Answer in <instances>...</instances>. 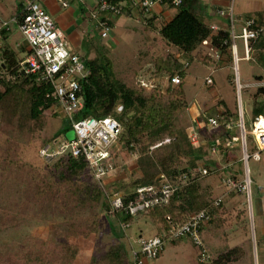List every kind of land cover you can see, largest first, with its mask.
I'll return each mask as SVG.
<instances>
[{"label": "trees", "instance_id": "16d2710c", "mask_svg": "<svg viewBox=\"0 0 264 264\" xmlns=\"http://www.w3.org/2000/svg\"><path fill=\"white\" fill-rule=\"evenodd\" d=\"M101 1L97 0L96 3ZM104 1L118 5L119 12L114 17L131 15L130 8L121 4L124 0ZM20 8L21 4H16L14 14ZM176 8V13L158 29L153 17H146L140 11L142 23L131 29L139 41L138 57L127 69L128 73L134 75V85H127L119 78L118 71L115 73L112 70L111 61L106 55L86 58L78 54L88 74L79 80L83 105L76 117L110 116L118 121L121 131L114 147L109 149L114 164V157L122 147L139 151L136 158L139 175L125 185L124 189L131 188L125 192L118 190L113 183L97 181L81 158L59 156L47 169L38 165L39 149L47 143L54 144L69 138L71 126L54 102L45 96L47 86L19 69L23 57L20 54L27 49L24 46H20L19 50L13 49L7 40L8 30L0 28V161L5 165L3 182L7 196L12 198L15 192L24 204L22 210L14 211L24 210L25 214L34 217H37V213L50 216L54 211L65 215L70 209L68 192L72 189L76 191L73 193L76 195L75 202L82 201L83 196L88 194L92 196L94 205L102 198L106 203L102 187L108 193H121L126 201L135 186L155 182L159 175H163L166 181L177 186L166 205L146 209L135 216L118 215L114 219L130 223L135 218L145 216L159 234L168 231L166 215L176 225L185 222L191 213L208 209L211 219L207 229L217 230L220 227L222 230V208L208 205L210 195L200 186V179L204 177L199 171L203 168V163H199L204 156L202 144L193 146L187 134L177 128V117L186 106L181 80L185 69L175 70L174 65L180 55L196 57L198 52L194 51L202 46L203 40H207L210 49L224 50L229 46V35L227 30L222 29L212 33L208 24L200 19L208 16L211 8L215 9L206 0H181ZM245 15L253 17L261 29L257 37L250 41L252 61L249 60L264 66V7L251 16ZM112 25L113 21L110 20V27ZM155 47L173 48L174 62L164 66V61L154 53ZM183 64L187 66L188 62ZM175 75L179 77L178 83L171 82ZM259 95L263 96L261 100L256 99ZM251 114L250 120L256 116L264 117V87L256 88L253 93ZM213 129L225 138L238 134L235 125L227 129L222 122ZM164 139L167 141L163 142ZM156 142L160 144L149 151V146ZM212 144L220 145L216 137L208 139V145ZM182 160L185 162L183 167L180 165ZM155 167L159 168V173L154 177L150 173ZM86 175L89 177L85 178ZM33 200L38 204L37 213L33 210ZM104 208L108 209L107 204ZM93 222L90 227L95 231L97 225H92ZM200 235L209 254V264H235L243 259L245 250L242 243L211 250L205 244L202 228ZM128 248L122 242L113 244L100 256H92L88 264H129Z\"/></svg>", "mask_w": 264, "mask_h": 264}, {"label": "rangeland", "instance_id": "374dc122", "mask_svg": "<svg viewBox=\"0 0 264 264\" xmlns=\"http://www.w3.org/2000/svg\"><path fill=\"white\" fill-rule=\"evenodd\" d=\"M263 7L264 0H234L233 2L235 18L246 17L245 14L251 16L262 10ZM176 11V7H168L167 14L163 13L157 17L156 29L170 19ZM79 16L82 19V24L77 28L71 26L66 29L62 28L51 16L56 26L61 27L69 49L86 58L91 55H106L111 61L112 70L115 73L118 71L119 78L127 85H134V75L128 73L127 69L131 62L138 57L139 41L135 42L131 30L138 24L125 15L119 16L115 18L107 35L102 37L93 20L87 21L80 13ZM200 19L206 23L212 21L223 26L227 24L224 18L211 12L208 16ZM10 27L11 34L8 43L17 50L16 43L23 44L24 39L14 24H10ZM234 28L235 33L240 32L236 21ZM235 46L238 57L237 73L233 69L230 45L224 50L210 49L208 46L202 45L194 51V53L197 51L199 56L180 55V58L176 60L174 69H185V75L181 80L183 101L186 104L177 117V128L186 134L190 126H193L197 132L199 131L198 140L202 144L201 149L204 155L199 163H203L201 167L208 170V174L201 177L200 186L210 195L208 205L215 206L213 202L217 198L221 199L219 203L221 205L217 206L220 210L222 208L223 224L221 226L226 229L228 240L232 238V242L228 244L239 243V240L234 241L236 227L244 223L248 230L251 221L253 227L250 232L251 241L253 240L257 244L260 258L261 240L258 227L264 226V150L259 152L258 159L251 156L247 159V177L250 185V203L248 204V197L244 190L239 186L231 187L227 183V179H230L236 184H241L245 179L242 149L237 136L225 138L219 135L215 129H209L206 125L207 117L222 114L227 117L232 125L231 128H233L237 112V79L241 84L239 95L244 111L245 127L247 130L250 129L248 121L252 116L253 93L256 88L264 87V66L260 65V62L252 63V59L250 61L243 58L244 46L241 39H235ZM172 50L175 52L170 47L164 49L155 47L154 53L164 61V66H168L174 62L172 61L174 58ZM251 53L250 49V58ZM185 61L188 62L187 66L183 64ZM207 77L211 78V83L206 82ZM262 98L263 96L259 95L256 99L261 100ZM195 109L197 111L195 119L200 124L191 119V114H195ZM210 137H216L220 143L218 147L216 146L215 151H212V146L208 145ZM155 144L150 145L148 150H153ZM246 146L249 154L258 150L250 135L246 136ZM138 155V149L126 150L122 147L114 157L115 166L112 171L100 182L113 183L118 190L125 192L127 190V188L124 189L125 185L139 175V170L136 167ZM39 159L40 161L38 160L37 163L43 169H47L54 162V160L45 158L39 157ZM180 165L185 166L184 160ZM4 167V162L0 161V264H88L92 256H100L113 244L122 242L129 246L126 234L138 231L146 234L148 233L147 227L152 226L147 217L141 216L133 219L122 231L117 221L109 215L108 209L104 208L107 204L104 198L94 205L92 196L85 194L82 201L75 202L76 195L73 193L76 191L73 189V191L70 190V193L68 192L70 209L65 215L54 211L50 216H41L40 213H37L38 204L34 200L32 206L37 217L25 214L24 210L16 212L14 210H22L21 206L24 204L21 203L19 195L15 192L12 193V198L7 196L8 192L5 191L3 182ZM158 170L159 168L155 167L150 174L155 177L159 173ZM87 177L89 176L86 175L85 178ZM102 189L104 191V187ZM129 189L131 188H128L127 191ZM76 212L78 213L75 214ZM92 222V225H97L95 231L90 227ZM192 246L187 244L174 248L171 244L166 243L163 257L166 260L162 264H197L191 261L194 255Z\"/></svg>", "mask_w": 264, "mask_h": 264}, {"label": "built area", "instance_id": "2783aa9c", "mask_svg": "<svg viewBox=\"0 0 264 264\" xmlns=\"http://www.w3.org/2000/svg\"><path fill=\"white\" fill-rule=\"evenodd\" d=\"M56 1L63 8L69 5V0ZM216 1L221 2L222 0ZM180 2L181 0H124L121 4L129 7L131 13L142 11L145 16H151L156 15V12L163 14L168 7H177ZM233 2L234 0H224L222 5L214 6L213 14L224 18L227 24L222 27L220 24L212 22L208 24V27L212 33L221 29L227 30L233 69L237 73L238 57L235 39L243 41V58L249 60L250 41L257 37L261 29L256 25L253 17L235 18ZM118 12L117 4H109L104 0L96 3L93 9L89 11V18L100 29L102 37H105L111 29L110 20L112 21V18ZM235 21L240 27L239 33H235ZM10 24H14L19 30L27 48L19 62V69L34 76L36 82L47 86L45 96L54 102L71 126V136L69 138L54 144L47 143L43 145L39 149V156L47 160H54L59 156L66 155L75 159L81 158L87 164L92 176L100 182L109 175V172L115 166L109 149L114 147L115 140L121 131L120 124L110 116L100 118L93 116L76 117V113L83 105L79 80L87 76L88 69L78 53L69 49L61 30L42 6L40 0H21L20 10L7 20H2L0 28L8 30ZM202 45L207 46V40H203ZM205 80L207 83H211V78L207 77ZM171 82L178 83L179 77L173 76ZM236 86L237 112L235 126L238 129L237 139L242 149L245 179L241 184H236L230 179H227V183L231 187H241L248 197L247 203L249 204L250 185L247 177V159L250 156L258 159L259 152L264 150V117H254L248 122L250 129H246L239 95L241 84L237 79ZM220 122L227 129H231L232 125L225 115L221 114L206 118V125L209 129L218 127ZM247 135L252 137L258 147V150L251 152V154L247 152ZM187 136L193 146H198V133L193 127L187 129ZM164 141H167V139H164ZM159 144L160 142L156 143L155 146ZM211 146L212 151H215L216 145L212 144ZM199 171L202 176L208 174L205 167ZM176 188L177 186L166 181L163 175H159L155 182L135 186L130 191L129 198L126 201L123 200L121 193H108L104 189L108 213L113 218L118 215L135 216L146 209L164 206L168 203ZM220 201L221 199L217 198L213 204L217 206ZM165 219L169 225L168 231H162L150 237L138 236L134 240L135 243L130 244L128 248L129 264H145L147 261L155 260L160 255L167 240L173 241L182 238L187 239L196 248L199 262H207L209 254L202 242L200 230L211 219L208 209L191 213L185 222L176 225L172 224L169 216L166 215ZM117 223L121 230L129 225V222L117 221Z\"/></svg>", "mask_w": 264, "mask_h": 264}, {"label": "crops", "instance_id": "0c3cea01", "mask_svg": "<svg viewBox=\"0 0 264 264\" xmlns=\"http://www.w3.org/2000/svg\"><path fill=\"white\" fill-rule=\"evenodd\" d=\"M207 3L210 6H215V5H222V3L224 2V0L220 1H216V0H206ZM42 6L46 9V11L48 13L51 14L52 17L55 18V20L62 26V28L66 29V28H71V26L77 28L78 26H80L82 24V19H80L79 13L82 14V16L84 18L87 19V21H92V19L89 18V10L92 9L94 7V5L96 4L97 0H69V5L67 7H61L59 5V3L56 0H40ZM16 4H21V0H0V22L2 20H7L8 18H10L12 16V14H14V10H15V5ZM210 12L213 13V8L210 9ZM157 14H153L151 15L154 19L155 22H157V16H160L162 13H158ZM167 14V10L164 12ZM122 16V15H121ZM129 18H131L134 23L136 24H140L142 23L143 17L136 12H132L131 15H125ZM149 16V17H151ZM119 17V16H118ZM117 17V18H118ZM148 17V16H146ZM115 18L112 19V21H115ZM212 23V21L210 22ZM209 24V23H207ZM222 27H224L223 25H221ZM59 28V27H58ZM61 28V27H60ZM59 28V29H60ZM61 30V29H60ZM62 32V30H61ZM8 33V37L7 40L11 34V27L8 29L7 31ZM133 34V37L135 38V42L137 41V36ZM137 43V42H136ZM12 46V45H11ZM25 47V43L23 41V44H19L16 43V47L17 50H19V47ZM13 48V47H12ZM15 49V48H13ZM25 51L22 52L20 54V56L24 55ZM94 55H91L89 58H92ZM192 108V107H191ZM194 110V107H193ZM191 119L192 121L196 122V116H197V111L195 109V114H191ZM197 124H200V122H196ZM193 127V126H190ZM189 127V128H190ZM227 205V204H226ZM226 207V206H225ZM225 209V208H224ZM221 213H220V220H222L221 218ZM219 221V218H218ZM223 224V223H222ZM209 225L205 224L202 227V235L205 238V244L208 245L209 249H218L220 247H225L226 245H232V244H228L229 242H232L231 239L229 238L228 240V234L226 229H224V227L221 228L219 227L217 230L215 229H207ZM214 227V225H213ZM236 236L234 241L239 240V243H242L244 246V250H245V254L243 259H241L239 262H236L235 264H264V241H262V239L264 238V226L261 225L259 228V235H260V240H261V247H260V258H259V252H258V246L257 244H255V241L253 242V240L251 241V229H253L252 227V222L250 221V228L245 226V224H241L238 227H236ZM147 231L148 233H141L140 231L138 232H134L132 234H126V238L129 242V246L130 244H134L135 243V239L137 236H153L157 233L156 229L153 226H149L147 227ZM145 234V235H144ZM253 239V238H252ZM233 241V242H234ZM251 241V242H250ZM166 243L171 244L174 248H178V247H183V245H187L190 244L192 245L187 239L182 238V239H178L176 241H166L163 247V250L161 251L160 255L152 261H147L145 264H162L166 259L163 258L165 255V245ZM248 243V245H247ZM237 244V243H234ZM246 244V246H245ZM127 246V247H129ZM194 249V255L191 261L196 262L197 264H209L208 261L207 262H199L197 260V250L194 246H192ZM162 259V260H161Z\"/></svg>", "mask_w": 264, "mask_h": 264}]
</instances>
